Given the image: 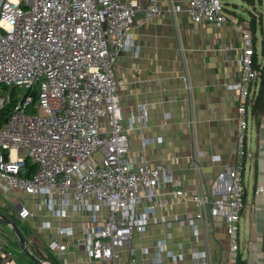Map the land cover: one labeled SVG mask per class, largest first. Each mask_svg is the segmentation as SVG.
Wrapping results in <instances>:
<instances>
[{
    "label": "built area",
    "instance_id": "1",
    "mask_svg": "<svg viewBox=\"0 0 264 264\" xmlns=\"http://www.w3.org/2000/svg\"><path fill=\"white\" fill-rule=\"evenodd\" d=\"M171 11L176 15L178 8L172 5ZM162 12L160 0L146 5L139 0H0V89H7L0 95V109L17 99L8 123L0 128V181L6 190L45 196L39 207L57 217L67 218L71 210L88 212L90 224L84 225L80 244L90 262L125 264L121 250L151 224L148 214L126 217L133 202L153 201L157 188L175 182L177 195L187 198L171 169L130 168L128 131L136 121L125 124L115 70L119 54L134 47L131 33L138 15L151 23ZM188 12L193 21L218 27L232 17L222 0H190ZM245 24L239 60L238 158L218 174L208 193L193 196L199 212L189 220L195 227L208 214L225 219L228 264H237L243 252L241 221L251 205L246 176L253 156L249 109L261 76L254 66L257 45L250 23ZM15 89L25 94L16 95ZM104 121L109 122L105 129ZM28 160L36 167L31 176ZM254 190L256 205L263 204L261 166ZM101 207L108 209L102 224L97 217ZM19 217L28 220L31 209L23 206ZM58 231L65 237L75 235L71 226ZM161 246L164 252L166 244ZM50 249L65 251L67 245L53 241ZM195 259L200 261V253Z\"/></svg>",
    "mask_w": 264,
    "mask_h": 264
},
{
    "label": "crops",
    "instance_id": "2",
    "mask_svg": "<svg viewBox=\"0 0 264 264\" xmlns=\"http://www.w3.org/2000/svg\"><path fill=\"white\" fill-rule=\"evenodd\" d=\"M189 1L160 0L163 12L151 23L139 14L131 33L134 47L123 50L115 66L125 124L130 125L132 118L136 121L128 131L130 168L167 167L187 196L177 195L175 182L157 188L153 201L131 204L126 217L148 214L151 224L121 250L125 264H228L229 260L225 219L208 214L195 227L189 220L199 212L193 196L208 193L218 174L238 158L239 60L242 29L249 21L230 13L231 19L221 27L197 23L189 15ZM172 5L178 8L176 15ZM144 115L146 120H141ZM44 199L19 189L6 190L0 181V213L14 221L29 251L43 264H109L90 262L80 244L84 225L90 224L89 213L71 210L67 218L57 217L39 207ZM23 206L31 209L28 220L19 217ZM107 215L108 209L101 207L99 223ZM65 226L73 227V237L59 234L58 229ZM53 241L67 249L51 250ZM0 264H36L24 252L13 226L1 217Z\"/></svg>",
    "mask_w": 264,
    "mask_h": 264
},
{
    "label": "rangeland",
    "instance_id": "3",
    "mask_svg": "<svg viewBox=\"0 0 264 264\" xmlns=\"http://www.w3.org/2000/svg\"><path fill=\"white\" fill-rule=\"evenodd\" d=\"M228 14L235 13L238 17L250 20V11L254 8L244 2V0H222ZM260 9V4H257ZM259 45L261 47L262 35L260 34ZM4 91L1 95H4ZM25 94L24 90L15 89L14 94ZM32 111V110H31ZM249 147L252 153L249 168L247 171L248 193L250 206L244 212L241 221V241L244 258L251 264H264V203L256 205L253 192L258 184L260 174V164L264 172V121L261 126H257L252 117H249ZM103 129L109 126L108 121L102 123ZM245 244V247H244Z\"/></svg>",
    "mask_w": 264,
    "mask_h": 264
},
{
    "label": "trees",
    "instance_id": "4",
    "mask_svg": "<svg viewBox=\"0 0 264 264\" xmlns=\"http://www.w3.org/2000/svg\"><path fill=\"white\" fill-rule=\"evenodd\" d=\"M244 2L254 8L253 11L249 12L250 20L248 21L250 23L255 44L257 45L254 56V66L261 72L260 81L254 88L252 99L250 101L249 114L257 126H261L264 121V0H244ZM258 3L261 6L260 9L257 7ZM260 34L262 35L261 47L259 45ZM4 91L6 92L7 89L5 87L1 88L0 95ZM16 101L17 99L14 98L11 103L0 109V128L8 123L16 105ZM28 167L27 176H31L35 171V166H30V164H28ZM237 264H249L248 259L244 258L243 252L239 254Z\"/></svg>",
    "mask_w": 264,
    "mask_h": 264
},
{
    "label": "water",
    "instance_id": "5",
    "mask_svg": "<svg viewBox=\"0 0 264 264\" xmlns=\"http://www.w3.org/2000/svg\"><path fill=\"white\" fill-rule=\"evenodd\" d=\"M0 217L8 224L13 226V229L15 230L19 241H20V245L23 248L24 252L30 256L32 258V260L36 263V264H43L42 261L40 259H38L37 257H35L30 251L29 248L27 246V242L25 237L22 235V233L19 231V229L17 228V226L15 225L14 221L7 218L6 216H4L2 213H0Z\"/></svg>",
    "mask_w": 264,
    "mask_h": 264
},
{
    "label": "bare ground",
    "instance_id": "6",
    "mask_svg": "<svg viewBox=\"0 0 264 264\" xmlns=\"http://www.w3.org/2000/svg\"><path fill=\"white\" fill-rule=\"evenodd\" d=\"M263 165H264V161H263ZM263 174H264V172H263Z\"/></svg>",
    "mask_w": 264,
    "mask_h": 264
}]
</instances>
